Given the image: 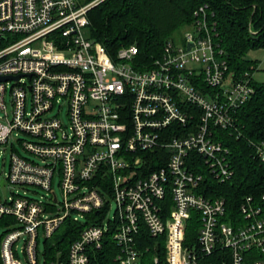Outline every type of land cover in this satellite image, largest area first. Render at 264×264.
Returning <instances> with one entry per match:
<instances>
[{"label": "built area", "instance_id": "1", "mask_svg": "<svg viewBox=\"0 0 264 264\" xmlns=\"http://www.w3.org/2000/svg\"><path fill=\"white\" fill-rule=\"evenodd\" d=\"M99 1L0 0V77H9L0 80V146L12 149L0 183L47 191L46 201L19 189L0 193V218L8 227L0 264H22L20 239L28 264H39L42 235L51 237L66 218L80 221L79 214L91 213L96 221L72 242L67 259L50 264H91L109 232L119 246L118 264H145L151 250V264H197L217 247L230 251L231 264H264L247 261L252 250L264 253V195L262 204L246 197L243 220L233 225L224 219V198L197 192L205 174L195 170L203 164L221 182L233 176L216 130L236 127V109L256 91L253 73H229L204 7L183 40H169L150 61L139 58L136 45L111 56L87 32L88 12ZM46 37L51 42L40 45ZM257 155L264 162V144ZM57 176L62 198L54 190ZM113 203L115 217L107 223ZM193 212L199 229L191 246L185 238ZM146 233L164 240V258L158 239L141 248Z\"/></svg>", "mask_w": 264, "mask_h": 264}, {"label": "trees", "instance_id": "2", "mask_svg": "<svg viewBox=\"0 0 264 264\" xmlns=\"http://www.w3.org/2000/svg\"><path fill=\"white\" fill-rule=\"evenodd\" d=\"M92 1L95 0H79V3ZM201 7L207 8L209 23H216V41L225 52L229 73L242 78L246 72L257 70L258 61L247 55L251 50L264 49V0H101L88 12L87 32L90 38L101 42L111 56L121 47L136 45L139 58L148 62L161 53L166 42L177 41V33L193 24L195 11ZM253 84L255 94L236 109V127L216 130L217 138L229 149L233 176L221 182L205 165L195 168L205 174L197 192L210 199L224 198L227 207L224 219L233 225L243 220L240 206L246 197L252 196L261 203L264 195V162L257 155V147L264 144V83L253 80ZM87 217L91 219L83 223L66 218L61 224L66 226L61 236L53 242L49 240L60 225L45 239L44 264L67 259L72 242L79 238L88 223L96 221L93 213ZM198 229L199 214L193 212L187 223L186 245L197 242ZM112 234L107 233L102 247L92 251L91 264H118L115 258L119 246ZM157 239L160 240L158 254L164 258L165 242L161 238L146 233L141 248L153 247ZM153 255V250L145 252V264H151ZM253 259L264 260V253L248 252L247 261ZM197 264H231L230 251L217 247L213 254L200 255Z\"/></svg>", "mask_w": 264, "mask_h": 264}, {"label": "rangeland", "instance_id": "3", "mask_svg": "<svg viewBox=\"0 0 264 264\" xmlns=\"http://www.w3.org/2000/svg\"><path fill=\"white\" fill-rule=\"evenodd\" d=\"M90 3V2H89ZM88 4V3H87ZM187 28H185L184 30H180L178 33H177V41H182L183 40V36H184V31L186 30ZM51 42V38L49 37H46V38H43L42 40H40L39 44L42 45L44 43H50ZM258 50V49H257ZM258 52H262V54H264V49H261V51H258ZM256 51L255 50H251L247 57L248 58H255L256 56ZM253 76H254V79L256 80V82L258 83H264V68H258L257 70H255L253 72ZM11 86H12V83H10L9 85V92L8 94L6 95V100H7V104L8 106H10V100H11V96H10V90H11ZM3 114V111L0 110V116ZM62 118L63 120L68 124L69 123V119H68V116H67V106L64 108V112L62 113ZM19 138H22V139H29L30 140V136L28 134H25L23 132H19V135L17 136ZM16 137V138H17ZM18 149L20 150V152L27 156V157H30L32 159H36L35 156L29 154L27 151H25L21 145V143H18L17 142V145ZM11 153H12V149L11 148H8L6 150H4L1 146H0V181L1 179L5 176L6 177V174L9 172V167H10V160H11ZM37 160V159H36ZM5 162V164H4ZM58 180H59V177L57 176L56 177V180H55V183H54V190L57 192L58 196L60 198H62V192H61V188L60 186L58 185ZM21 186H6V187H2L1 186V183H0V193L3 195V196H9L12 194L11 191H15L16 189H19L21 192H26L27 196L29 197H32V198H35V199H43L44 201H46V197H47V191L40 188V187H36V186H26L25 188H20ZM116 206H115V203L112 204V207L108 209L107 213H106V220L105 222H109V220H113L114 217H115V213H116ZM76 214H79V213H76ZM80 215V221L83 223V222H87L89 220V218L87 217V215H83V214H79ZM65 224L61 225L60 228L55 232V235L50 238V242H53L55 241L56 237L58 236H61V234L63 233V231L65 230ZM8 229V227L6 225H4L2 223V220H0V241L3 237V235L5 234L6 230ZM45 237L44 235L41 236L40 238V242H39V264H44L45 263V257H44V248H45ZM17 245H18V254H19V258L22 262V264H28V261H27V258L23 252V247H24V240L23 239H20L18 242H17Z\"/></svg>", "mask_w": 264, "mask_h": 264}, {"label": "crops", "instance_id": "4", "mask_svg": "<svg viewBox=\"0 0 264 264\" xmlns=\"http://www.w3.org/2000/svg\"><path fill=\"white\" fill-rule=\"evenodd\" d=\"M257 53H256V56L255 58L252 60H257L258 61V68H264V54H262V52H258V51H261V49H258V50H255ZM251 59V58H250ZM257 68V69H258ZM255 80V79H254ZM256 81V80H255Z\"/></svg>", "mask_w": 264, "mask_h": 264}, {"label": "water", "instance_id": "5", "mask_svg": "<svg viewBox=\"0 0 264 264\" xmlns=\"http://www.w3.org/2000/svg\"><path fill=\"white\" fill-rule=\"evenodd\" d=\"M9 77H0V80H6L8 79Z\"/></svg>", "mask_w": 264, "mask_h": 264}]
</instances>
